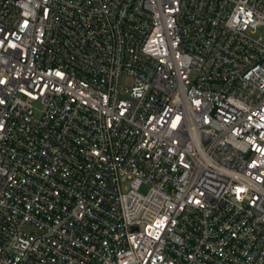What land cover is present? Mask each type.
I'll list each match as a JSON object with an SVG mask.
<instances>
[{
	"label": "built area",
	"instance_id": "obj_1",
	"mask_svg": "<svg viewBox=\"0 0 264 264\" xmlns=\"http://www.w3.org/2000/svg\"><path fill=\"white\" fill-rule=\"evenodd\" d=\"M0 264H264V0H0Z\"/></svg>",
	"mask_w": 264,
	"mask_h": 264
},
{
	"label": "rangeland",
	"instance_id": "obj_2",
	"mask_svg": "<svg viewBox=\"0 0 264 264\" xmlns=\"http://www.w3.org/2000/svg\"><path fill=\"white\" fill-rule=\"evenodd\" d=\"M121 83L124 84V83H125V80H122ZM142 191H143V192H146V191H147V188H146V187L143 188Z\"/></svg>",
	"mask_w": 264,
	"mask_h": 264
}]
</instances>
